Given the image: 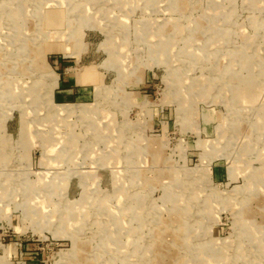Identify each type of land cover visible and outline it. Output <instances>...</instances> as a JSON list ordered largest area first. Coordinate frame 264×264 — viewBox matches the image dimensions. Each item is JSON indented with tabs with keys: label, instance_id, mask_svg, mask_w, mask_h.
<instances>
[{
	"label": "rangeland",
	"instance_id": "1",
	"mask_svg": "<svg viewBox=\"0 0 264 264\" xmlns=\"http://www.w3.org/2000/svg\"><path fill=\"white\" fill-rule=\"evenodd\" d=\"M0 264H264V0H0Z\"/></svg>",
	"mask_w": 264,
	"mask_h": 264
},
{
	"label": "crops",
	"instance_id": "2",
	"mask_svg": "<svg viewBox=\"0 0 264 264\" xmlns=\"http://www.w3.org/2000/svg\"><path fill=\"white\" fill-rule=\"evenodd\" d=\"M93 74V70H82L81 73H62L59 78L60 90L57 100L62 103L95 101L97 91Z\"/></svg>",
	"mask_w": 264,
	"mask_h": 264
},
{
	"label": "bare ground",
	"instance_id": "3",
	"mask_svg": "<svg viewBox=\"0 0 264 264\" xmlns=\"http://www.w3.org/2000/svg\"><path fill=\"white\" fill-rule=\"evenodd\" d=\"M153 1V0H152ZM154 3V2H153ZM46 9V8H45ZM44 10V9H43ZM47 17H48V15H46ZM45 20H46V22L48 23V26L50 25H54L52 22H54V20L52 19V17H49V18H45ZM61 21V19L60 20H56L55 22H57V23H59ZM57 25V24H56ZM57 31V30H56ZM169 46V45H168ZM6 81V80H5ZM250 94H252V97H250V98H253V95H254V93H252L251 91H250ZM14 96H19V94L17 93V94H15ZM210 113V112H209ZM215 119V118H214ZM209 120V119H208ZM197 225V224H196ZM202 230V229H201ZM160 235V234H159ZM184 242V241H183ZM182 242V243H183ZM205 247L206 246H200V247H197V248H193L194 250H196L197 252H196V254L198 255L197 257H200L201 255L200 254H202V253H204L205 252ZM206 253V252H205ZM202 259H204V258H202Z\"/></svg>",
	"mask_w": 264,
	"mask_h": 264
}]
</instances>
